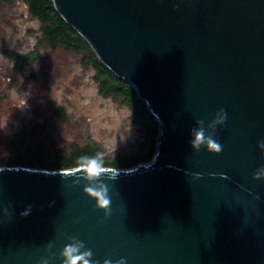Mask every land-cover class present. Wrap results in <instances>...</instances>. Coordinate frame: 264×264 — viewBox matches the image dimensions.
I'll return each instance as SVG.
<instances>
[{
    "label": "water",
    "instance_id": "95a60500",
    "mask_svg": "<svg viewBox=\"0 0 264 264\" xmlns=\"http://www.w3.org/2000/svg\"><path fill=\"white\" fill-rule=\"evenodd\" d=\"M53 2L146 102L156 151L106 166L107 217L75 167L1 166L0 264H62L72 236L99 264H264V0ZM220 109L221 153L195 151L192 129L212 134Z\"/></svg>",
    "mask_w": 264,
    "mask_h": 264
},
{
    "label": "rangeland",
    "instance_id": "374dc122",
    "mask_svg": "<svg viewBox=\"0 0 264 264\" xmlns=\"http://www.w3.org/2000/svg\"><path fill=\"white\" fill-rule=\"evenodd\" d=\"M39 26L24 5L0 6V156L7 152L6 137L37 119L46 123L48 144L92 138L104 155L134 152L141 137L130 108L100 94L94 69L75 52L36 49V61L16 67L6 50L35 49Z\"/></svg>",
    "mask_w": 264,
    "mask_h": 264
},
{
    "label": "trees",
    "instance_id": "16d2710c",
    "mask_svg": "<svg viewBox=\"0 0 264 264\" xmlns=\"http://www.w3.org/2000/svg\"><path fill=\"white\" fill-rule=\"evenodd\" d=\"M24 5L26 12L39 21V33L35 49L27 52L6 50L16 67L22 69L37 59L41 48H64L80 56L84 66L95 71L100 94L114 97L127 105L131 117L137 122L141 140L138 148L128 155H104L100 144L89 138L85 143L71 141L69 144H48L45 140L47 126L44 121L34 120L20 126L5 139L6 154L0 156L1 166L24 165L47 169H67L77 166V161L85 155L101 153L105 166L127 168L152 159L157 144L160 125L147 108L146 102L137 95L132 83L116 75L101 59L88 41L56 10L53 0H0V6Z\"/></svg>",
    "mask_w": 264,
    "mask_h": 264
},
{
    "label": "clouds",
    "instance_id": "9594fccd",
    "mask_svg": "<svg viewBox=\"0 0 264 264\" xmlns=\"http://www.w3.org/2000/svg\"><path fill=\"white\" fill-rule=\"evenodd\" d=\"M226 118L227 113L224 109H220L215 113L214 119L209 124V127L213 129L212 134H207L206 129L202 126L204 121L198 120L197 124L201 125V127L192 129L193 139L190 141L192 148L198 152L202 147H206L210 153H221L222 146L214 137L217 125H224ZM258 147L264 152V140L259 142ZM100 156L101 153L82 156L77 161L75 168L83 179L89 181V184L84 188L85 194L95 199L97 209L103 210L107 217L111 215V197L107 184L102 181L108 175V167L105 166V160L99 158ZM253 178L257 180L264 178V167L257 169ZM112 179L115 180L116 177H112ZM98 181L100 182L97 183ZM69 241L59 253V259L62 261V264H99V261L93 260L92 251L86 248L82 240L72 236L69 237ZM54 259H56L55 253L51 257H43L40 264H50V261ZM104 264H112V262L105 260ZM116 264H127L126 258L119 259L116 261Z\"/></svg>",
    "mask_w": 264,
    "mask_h": 264
}]
</instances>
